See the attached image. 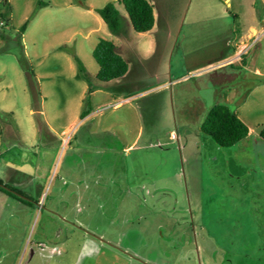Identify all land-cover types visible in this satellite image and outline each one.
<instances>
[{"label":"rangeland","instance_id":"obj_1","mask_svg":"<svg viewBox=\"0 0 264 264\" xmlns=\"http://www.w3.org/2000/svg\"><path fill=\"white\" fill-rule=\"evenodd\" d=\"M147 1L154 26L136 33L120 0H8L9 21L0 24V181L66 222L51 224L69 230L64 264L95 260L75 259L74 227L142 264H264V196L252 203L251 193L264 189V158L243 166L198 131L205 113L192 105L216 87L204 110L227 105L258 138L264 81L253 89L218 81L221 63L236 56L264 70V0ZM108 3L122 16L118 36L95 12ZM99 39L128 63L123 78L96 79ZM18 211L4 206L0 244L20 241L27 217ZM98 264L116 263L101 256Z\"/></svg>","mask_w":264,"mask_h":264},{"label":"crops","instance_id":"obj_2","mask_svg":"<svg viewBox=\"0 0 264 264\" xmlns=\"http://www.w3.org/2000/svg\"><path fill=\"white\" fill-rule=\"evenodd\" d=\"M228 1L229 0H225V2ZM249 9L253 13L255 11V5H252ZM223 19L225 20L226 18L224 17ZM233 19L236 20L237 16H234ZM207 21L214 22L215 18L210 20L207 19ZM254 21L255 19H253V22ZM260 21L264 22L263 19H261ZM254 24L255 23L251 25V36L254 35L256 32L253 29ZM249 36L250 35H248L247 37L249 38ZM238 46V52L240 54L243 53L244 49L246 48V44L241 43V45L238 44ZM246 64L247 63L245 62V60L238 56L230 60L227 59L226 61L221 63V72L219 73V77L221 78L218 81L220 86L225 85L224 87L231 86L232 88L241 86L243 88L247 87L249 89H253L255 87L260 86L264 81V70L258 67L252 69ZM235 72H243V75H247V78H236ZM247 79L248 82H245ZM215 88L216 87H212V89L206 91L203 96L197 98L194 104H192L194 107H198L203 110L205 115L209 108L214 105H217L212 104L207 111H205L206 109L204 110V107L208 106L206 104V101H211L212 98L216 95L217 90ZM92 94L93 92L89 93L88 97H90ZM85 98L86 95L83 96V100ZM241 101H243L242 98H240L237 103ZM236 115L249 128L248 123L244 119H242L238 114ZM200 124L201 123H199L198 126H200ZM198 131L200 132L199 127ZM228 149L234 151L233 153L235 156H237L238 161L242 163L245 167L252 166L253 168H257L258 166H260V159L264 158V141L260 139L259 135L258 138L254 139L251 129H249L248 136L245 139ZM244 186L245 185H239V192L242 191ZM251 193L254 196L252 199V203H254L256 201L255 196H264V189H257L256 187V189H252ZM24 195L28 198V200H30L29 203H24L22 201L16 200L0 192V224L2 223V211L5 205L14 206L15 208H18L19 213L17 214H19L23 218L27 217V227L24 228L23 231L19 234L22 236L20 241L16 244H0V264H64L63 257H65V255H62L64 253L63 248L66 245L65 243L68 242L69 237L67 236L65 238L66 241H63L61 239L64 233L65 235H68L69 230L67 227L63 228L62 226H59L55 230H51V224L54 223V219H57L62 224L66 222L59 220V218L50 210L37 212L33 207L36 206V203L34 202L32 197L27 194ZM31 200H33L34 203ZM36 202L39 203L40 200ZM40 219L41 223L36 234V227ZM74 229L80 231L81 233L79 238L80 244L78 245V251L76 253L75 259L80 260L83 258L82 262H85L86 259L91 260L93 257V259L95 258V260L94 263H92L98 264V260L101 258V256H103L108 261H115L116 264H135V261L137 263H140L136 260V257H131L129 254L123 253L117 248L113 247L114 245L111 246L110 243H105V241L101 239L103 238L102 236L98 235V237H95L94 235H92V233L90 234L84 232V230L82 229L75 227ZM28 232L29 238L27 239L26 236ZM9 254H14V258L10 262H8L7 260ZM53 256H56L57 259H53ZM133 256H136V254ZM140 264H142V262Z\"/></svg>","mask_w":264,"mask_h":264},{"label":"trees","instance_id":"obj_3","mask_svg":"<svg viewBox=\"0 0 264 264\" xmlns=\"http://www.w3.org/2000/svg\"><path fill=\"white\" fill-rule=\"evenodd\" d=\"M120 3L127 15V19L136 33H147L154 26V7L147 0H120ZM46 4H41V7ZM97 15L102 19L108 31L118 36L122 32V16L114 4L108 3L103 8L95 9ZM11 14V6L8 0H0V24L6 25ZM28 25L26 21L20 28L23 34ZM92 57L98 65L96 79L103 83L123 78L128 72V63L117 53V48L112 41L99 39L92 51ZM81 72H84L80 61L75 57ZM88 113L83 112L82 117ZM202 134L210 137L220 148H230L248 136L249 128L241 121L231 109L224 104H217L209 108L203 121L199 126ZM259 137L264 141V128L259 133ZM0 192L6 195L29 203L30 200L20 191L4 185L0 181ZM21 195L22 197L17 196Z\"/></svg>","mask_w":264,"mask_h":264},{"label":"water","instance_id":"obj_4","mask_svg":"<svg viewBox=\"0 0 264 264\" xmlns=\"http://www.w3.org/2000/svg\"><path fill=\"white\" fill-rule=\"evenodd\" d=\"M263 129V128H262ZM17 196H19V197H22L21 195H19V194H16ZM22 198H24V197H22Z\"/></svg>","mask_w":264,"mask_h":264}]
</instances>
